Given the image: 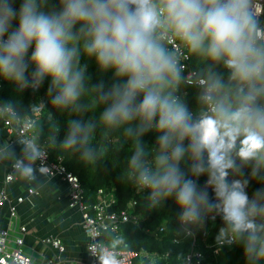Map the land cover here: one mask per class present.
Segmentation results:
<instances>
[{"label": "clouds", "instance_id": "1", "mask_svg": "<svg viewBox=\"0 0 264 264\" xmlns=\"http://www.w3.org/2000/svg\"><path fill=\"white\" fill-rule=\"evenodd\" d=\"M16 3L0 0V79L21 88H39L50 79L48 92H56L51 103L78 107L86 91L80 53L94 58L102 71L118 78L107 91L103 84L93 88L97 102L106 105L101 120L110 127L127 125L135 136L153 128L159 133L152 161L143 158L137 140L129 164L138 186L150 190L153 203L174 198L186 222L199 221L202 207L214 209L232 233L246 238V255L264 257V237L258 234L264 225L251 218L264 207L250 200L241 181L228 180L238 141L242 160L264 152V42L255 38L250 0H59L60 10L52 12L41 10V0H19L18 8ZM163 30L193 54L222 62L237 84L235 101L226 102L225 85L216 78L199 97L207 111L194 115L180 103L172 86L182 79L181 68L160 41ZM29 63L35 66L31 79ZM91 132L90 124L72 120L63 146L73 148L78 138L87 145ZM19 143L23 158L14 167L35 179L33 165L43 153L30 140ZM83 155L91 159L93 153L86 149ZM185 157L194 162L193 177L207 174L215 202L198 190V179L181 172ZM225 236L222 227L217 241L225 242ZM99 264L118 262L102 255Z\"/></svg>", "mask_w": 264, "mask_h": 264}, {"label": "trees", "instance_id": "2", "mask_svg": "<svg viewBox=\"0 0 264 264\" xmlns=\"http://www.w3.org/2000/svg\"><path fill=\"white\" fill-rule=\"evenodd\" d=\"M15 7H19V0ZM41 10L59 11V0H41ZM160 41L166 48L165 42ZM169 54L171 55L170 52ZM191 55L192 64L197 68L199 75H203L209 83L219 78L225 85L222 95L226 102H234L237 84L229 79V69L222 62L212 61L204 54L191 52ZM80 66L85 73L86 91L78 107H55L51 99L56 92L49 94L51 81L47 78L39 88H21L10 80L0 79V103L12 106L22 117L36 115L35 127L39 139L48 140V149L53 157L58 154L64 155L65 164L79 176L81 184L85 187L87 201L98 200L99 188L109 191L114 187L117 197V204L114 207L121 209L126 207L127 202L135 195L136 174L129 161L137 147V140L146 153L143 158L152 161L159 151V133L153 128L143 135L135 136L126 131L127 125L107 126L101 120V113L106 105L97 102V92L93 91V88L103 84V91H107L118 82V78L112 71H102L95 59L88 57L83 51L80 53ZM34 67L29 63V79ZM186 84L184 80L173 84V95L194 115H200L207 110L199 99L202 89L190 84L186 87ZM260 103L264 104V98ZM39 109L40 112H37ZM72 120L90 124L92 132L87 145L81 144L78 138L76 146L66 149L63 142ZM132 124L135 127L137 122L134 121ZM239 147L238 141L237 147L231 153L235 167L230 170L228 180L241 181L250 200H255L258 206L264 207V195L257 196V192L264 193V152H258L248 160H242L238 156ZM259 147L253 144L254 149ZM86 149L92 151L91 159L84 157ZM193 163L189 157H185L180 163L181 172L188 178L198 179V190L207 192L208 199L215 202L212 188L205 185L207 174L199 178L192 176ZM135 196L138 200L136 211L141 215L139 223H124L118 230L107 231L103 235L113 246L139 251L140 254L134 264H183L186 254L192 247L203 252L204 261L208 264H261L264 260V257H259L255 253L246 255L244 251L246 238L235 233H233L235 240L232 243L226 241L219 252L214 251L213 244L217 241L220 229L226 228L225 237L231 232L222 216L214 209L202 207L199 221L183 225L181 223L183 209L177 205L174 198L153 203L148 189ZM251 218L257 225H264V213H254ZM162 226L164 229L160 230ZM186 228L191 229L195 236L187 234ZM258 234L264 237V230Z\"/></svg>", "mask_w": 264, "mask_h": 264}, {"label": "built area", "instance_id": "3", "mask_svg": "<svg viewBox=\"0 0 264 264\" xmlns=\"http://www.w3.org/2000/svg\"><path fill=\"white\" fill-rule=\"evenodd\" d=\"M250 8L252 16L255 20V38L264 42V0H250ZM159 38L166 44V49L178 62L181 68L182 80L190 85L199 86L202 93L207 89L209 82L204 76L199 75L197 68L192 64L191 51L175 36L171 35L167 30L159 33ZM0 110L3 114L4 123L9 132H17V134L27 140L34 142L39 150L43 153V157L37 160L38 167L46 168L44 172L48 176H59L69 184V206L78 207L82 212V225L89 235V243L87 246L90 259L83 264H99V257L102 255L112 256L118 264H134L136 257L140 252L132 248H122L113 246L103 239V235L107 231L118 230L124 223H139L141 215L136 211L138 200L135 195L145 192L147 189L141 188L135 184V195L127 202L126 207L118 209L114 206L117 204L115 188L109 191L104 188L98 189V200L89 202L86 199L85 187L81 184L79 176L71 171L65 164L64 155L58 154L52 156L48 149V140L39 139L36 132V115L22 117L17 114L16 110L9 105L0 103ZM39 109L37 112H40ZM207 111V110H206ZM12 169L16 170L14 164ZM15 178L13 171L5 176V181L9 182ZM208 178V177H207ZM207 180V179H206ZM205 185H207L205 181ZM29 193H35L33 188H29ZM23 196L18 197L17 201L22 202ZM10 202L5 189L0 188V213L6 203ZM10 218L17 215V206L10 205ZM181 223L185 225L187 222L181 219ZM164 226L160 228L163 230ZM26 226L19 227L18 233L12 236L10 227L2 225L0 218V264H67L57 259H49L46 262H36L33 256L23 249L24 234ZM187 234L195 236L193 231L186 228ZM228 239L235 240L232 232L225 237V242L216 241L213 244L214 251L219 252L221 247ZM55 247L60 251L64 250V244L60 238H48ZM178 241V239H176ZM183 264H208L204 261L202 251L192 247L186 254ZM261 264H264V260Z\"/></svg>", "mask_w": 264, "mask_h": 264}, {"label": "crops", "instance_id": "4", "mask_svg": "<svg viewBox=\"0 0 264 264\" xmlns=\"http://www.w3.org/2000/svg\"><path fill=\"white\" fill-rule=\"evenodd\" d=\"M17 132H9L0 110V188L5 189L10 199L1 210L2 225L10 227L12 236L19 227L26 226L23 249L36 262L57 259L67 264H83L90 259L88 253L89 235L82 225V212L69 206V184L59 176H48L37 171L35 179H27L12 169L16 159L23 158ZM25 163H28L25 160ZM13 171L15 178L5 181L7 173ZM29 188L35 193L30 194ZM23 196L22 202L17 201ZM17 206V215L10 218V205ZM48 238H60L64 250L60 251Z\"/></svg>", "mask_w": 264, "mask_h": 264}, {"label": "bare ground", "instance_id": "5", "mask_svg": "<svg viewBox=\"0 0 264 264\" xmlns=\"http://www.w3.org/2000/svg\"><path fill=\"white\" fill-rule=\"evenodd\" d=\"M202 76H203V75H202ZM181 80H182V79H181ZM185 86L187 87V84H186ZM192 86H193V85H192ZM186 87H185V88H186ZM192 113H193V112H192ZM85 190H86V189H85ZM103 237L105 238V236H103ZM117 237H118V236H117ZM105 239H106V238H105Z\"/></svg>", "mask_w": 264, "mask_h": 264}]
</instances>
